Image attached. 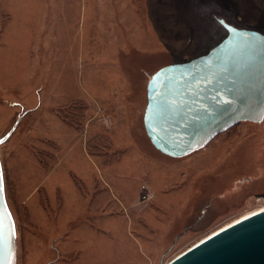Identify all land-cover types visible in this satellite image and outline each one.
<instances>
[{
  "label": "rangeland",
  "instance_id": "obj_1",
  "mask_svg": "<svg viewBox=\"0 0 264 264\" xmlns=\"http://www.w3.org/2000/svg\"><path fill=\"white\" fill-rule=\"evenodd\" d=\"M220 19L264 33V0H0L17 264H166L264 209V120L183 157L144 124L151 75L216 46Z\"/></svg>",
  "mask_w": 264,
  "mask_h": 264
},
{
  "label": "water",
  "instance_id": "obj_2",
  "mask_svg": "<svg viewBox=\"0 0 264 264\" xmlns=\"http://www.w3.org/2000/svg\"><path fill=\"white\" fill-rule=\"evenodd\" d=\"M219 21L228 34L216 46L165 65L149 79L144 124L151 142L166 155L201 149L240 121L264 120V33ZM0 173V264H17L16 223L1 158ZM166 264H264V210L214 232Z\"/></svg>",
  "mask_w": 264,
  "mask_h": 264
},
{
  "label": "snow or ice",
  "instance_id": "obj_3",
  "mask_svg": "<svg viewBox=\"0 0 264 264\" xmlns=\"http://www.w3.org/2000/svg\"><path fill=\"white\" fill-rule=\"evenodd\" d=\"M2 143V141H0ZM0 191H3V177L2 173H0ZM13 235H15V232L13 231Z\"/></svg>",
  "mask_w": 264,
  "mask_h": 264
},
{
  "label": "bare ground",
  "instance_id": "obj_4",
  "mask_svg": "<svg viewBox=\"0 0 264 264\" xmlns=\"http://www.w3.org/2000/svg\"><path fill=\"white\" fill-rule=\"evenodd\" d=\"M185 156V155H184ZM179 157H183V156H179ZM262 210H264V209H262ZM262 210H260V211H262ZM260 211H258V212H260ZM255 213H257V212H255ZM255 213H253V214H255ZM252 214H250V215H248V216H251ZM248 216H245V217H243V218H246V217H248ZM243 218H241V219H243ZM240 219V220H241ZM238 221V220H237ZM236 222V221H235ZM234 223V222H233ZM232 224V223H231ZM230 225V224H229ZM229 225H227V226H229ZM227 226H224V227H222V228H220V229H223V228H225V227H227ZM219 229V230H220ZM218 231V230H217ZM216 232V231H215ZM213 234V233H212Z\"/></svg>",
  "mask_w": 264,
  "mask_h": 264
},
{
  "label": "crops",
  "instance_id": "obj_5",
  "mask_svg": "<svg viewBox=\"0 0 264 264\" xmlns=\"http://www.w3.org/2000/svg\"><path fill=\"white\" fill-rule=\"evenodd\" d=\"M43 11H45V9H44ZM19 26H20V25H19Z\"/></svg>",
  "mask_w": 264,
  "mask_h": 264
}]
</instances>
